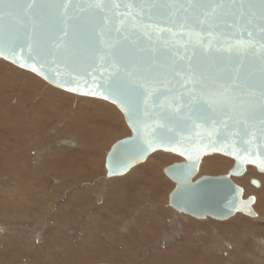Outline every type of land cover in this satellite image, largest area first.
Wrapping results in <instances>:
<instances>
[{
	"label": "water",
	"instance_id": "95a60500",
	"mask_svg": "<svg viewBox=\"0 0 264 264\" xmlns=\"http://www.w3.org/2000/svg\"><path fill=\"white\" fill-rule=\"evenodd\" d=\"M60 2L37 0L39 5ZM242 2L257 7L232 9L209 21L189 7V0H102L101 8L87 7L91 0H73L84 11L69 8L79 22L63 36L58 8L30 10V0H2L0 59L63 90L119 108L131 136L111 147L108 178L125 175L157 151L170 152L185 160L165 170L176 185L170 196L174 210L219 221L237 213L255 217L256 198L244 199L243 188L232 180L248 165L264 173V124L258 117L264 78L260 0ZM34 15L40 16L39 47L30 50ZM60 39L65 47L49 55L52 42ZM238 42L251 46L241 50ZM133 70L147 74L154 88L146 105L131 88L114 89L116 76L127 80L126 72ZM224 89L235 97L230 104L217 103ZM249 110L256 118H241ZM211 154L234 159V168L228 175L193 182L201 160ZM251 183L259 187L258 181Z\"/></svg>",
	"mask_w": 264,
	"mask_h": 264
},
{
	"label": "rangeland",
	"instance_id": "374dc122",
	"mask_svg": "<svg viewBox=\"0 0 264 264\" xmlns=\"http://www.w3.org/2000/svg\"><path fill=\"white\" fill-rule=\"evenodd\" d=\"M2 71L1 68L0 74ZM37 79L45 81L40 76ZM45 82L46 85H50L47 81ZM8 90V87L6 89L1 87L0 96L7 95ZM40 91L45 92L44 90ZM10 92L8 94L11 95ZM71 94L79 98L85 97ZM25 95L28 94L23 95V100L25 99L24 101L29 103H26V106L30 108V111L26 122L24 120L23 122L26 127L28 126L29 132L26 131L27 137L19 147H21L20 154L23 155V159L21 158L20 161L26 163L25 175L29 179L26 182H30V185L25 189L15 188L14 182L9 180L5 174L3 175L4 171L0 173V226L2 228L0 239L3 233L12 238L11 241L0 242V264H142L143 262L144 264H166L167 254L173 256V264H230V256H236V260L232 264H264V244L249 235L245 237L250 228L245 227L246 221H242L243 227H241L239 224H230V218L219 221L208 217L204 218L205 222H203L202 219L184 214L189 221L181 219L180 221H183L180 224L181 229H178L179 233L174 236L170 235L176 229L174 225L172 226L173 222L182 217L171 210L173 208L170 206V196L176 185L167 179L165 170L169 166L183 162L182 157L168 152L165 154L173 158L171 161H164L160 157H158L159 159L152 158L155 163L162 165L161 171L165 169L164 172H160L159 180L166 182H160V186H163H159V191L157 188L153 189L155 194H152L151 184L148 183L153 177L147 176V171L143 166L144 162L132 171V177H137L136 181L133 179L121 184L122 176L108 178L106 158L116 142L131 136V130L125 117H121L122 123L118 120L113 123H108L105 120L101 122V118L98 116L99 108L83 106L77 101L68 99L57 100V102L54 100L56 105L49 103L51 105H46L45 111L39 107V112L37 110L39 115H37L34 107L41 105L42 102L39 103L37 100V104L31 103L30 95L27 98ZM17 96L20 98L19 95ZM17 104L15 113L20 114L21 117L26 108H22L19 102ZM6 105L7 102L3 104L2 110H9ZM25 113L27 114V112ZM119 113L121 114L120 110L117 116ZM17 119L21 118L17 117ZM80 122L83 124L81 125ZM23 128L20 129L23 130ZM94 128L99 130L94 131ZM102 132L112 133L113 137H111L112 135L106 136ZM93 133L95 135H92ZM63 137L79 140L82 145L81 149L74 151L63 146H61L63 149H60L61 147L58 149L56 145ZM83 148L97 151L98 153H92V159L97 156L99 164L96 168L83 172L85 176L80 181L77 179L81 174H78V165L87 166L86 159L91 158L88 151L84 156L83 154L77 156ZM153 155L154 153L146 161ZM211 155H216L214 158H217L218 161L221 159L229 161L231 165L227 166L225 170L228 172H222V174L201 171V175L195 176L193 182L204 176L229 174L230 169L234 166V159L221 154ZM5 167L2 161L0 168L4 169ZM246 168L248 169L246 175L248 181L251 179L258 181L257 178H261L259 176L264 174L253 165H248ZM21 177L22 175L17 176L18 183L21 182ZM110 180H112L111 184ZM153 182L158 185L154 179ZM70 183L72 185H68ZM237 185L239 184L237 183ZM250 186L255 191L261 190L252 184ZM146 187L148 188L146 189ZM14 188L15 190H13ZM75 190H80V192L74 196L72 192ZM85 194L87 195L85 196ZM256 195L257 193H254L251 196L256 197ZM255 203L258 204V212H256L258 218H253L256 229L255 237L262 238L264 237V196H257ZM244 217L250 219L249 216ZM202 224H206L207 232L203 229L204 227L199 226ZM219 224L222 225L217 226ZM233 228H235L234 233L229 232ZM146 232L153 234V238L146 240L143 237ZM197 233H201L200 236H195ZM231 234L233 240L238 236V241L242 239L241 235H244L245 240L242 241L244 243L247 241L248 244L244 246L247 251L240 248L241 251H239L236 244L226 248L229 253L223 250L224 245L221 244L220 238L231 243L233 241ZM203 238L212 244L217 241L218 245L222 246L216 247L210 244V248L203 252V250H199L200 241ZM249 243H252L254 247H250ZM250 248L253 249L250 250ZM65 250L67 251L65 252ZM184 250L187 252H183ZM236 251L244 256L240 258ZM151 254L160 257L156 260L149 259L148 256ZM64 258H68L69 261L67 259V262L64 263ZM194 260L196 261L194 262ZM221 260L222 262L218 263Z\"/></svg>",
	"mask_w": 264,
	"mask_h": 264
},
{
	"label": "bare ground",
	"instance_id": "6f19581e",
	"mask_svg": "<svg viewBox=\"0 0 264 264\" xmlns=\"http://www.w3.org/2000/svg\"><path fill=\"white\" fill-rule=\"evenodd\" d=\"M2 68V73L0 74V88L2 87V88H5L6 89V87H8L9 88V90H8V92H10V93H12L11 95L10 94H8V92H7V95H2V93H1V95L3 96V97H1L0 96V163L3 161V163H4V165L6 166L4 169L3 168H0V173L1 172H3V175L5 174L8 178H9V180L11 179L13 182H14V184H15V188L16 187H22V188H28L27 186H29L30 185V182H26V181H29V179L26 177V175H25V171H26V163L24 162V163H22V161H20V159L23 157V155L22 154H20L21 152V147H19V145L22 143V141L24 142V139L27 137V133H26V131L27 132H29L28 131V126L26 127L25 125H24V122H23V120L26 122V119L28 118L27 116L29 115V111H30V108H27V106H26V103H28V102H26V101H24L23 100V95L24 94H28V95H30V97L29 98H31V99H29V100H32V102L31 103H33V102H35L36 104L38 103L37 102V100L39 101V103L40 102H42V104L41 105H36L35 107H37V109H35V107H34V110H35V114H37L38 112H39V107H41V108H43V110L45 109V106L47 105H51V104H53L54 103V105H56L55 104V102H57V100H60V101H62V100H65V99H68L69 101L70 100H72V101H77L79 104H81V105H85V106H88V107H90V108H93V107H97V108H99V110H100V114L98 115L99 116V118H101V122H103L102 120H105L106 122H108V123H113V122H115L116 120H118V122L120 121V123H122V121L120 120L121 119V117H124L123 116V113L121 112V114H120V116H119V114H118V116H117V113L119 112V109H118V107L115 105V104H113V103H111V102H108V101H105V100H102V99H99V98H93V97H81V98H79V97H76V96H74V95H72L71 93H67L66 91H64L63 89H60V88H56L54 85H52V84H50V85H46V82L45 81H43V80H39V79H37V77L39 78V76H37L35 73H33V72H31V71H28V70H25V69H23V68H21V67H19V66H17V65H15V64H13L12 62H10V61H7V60H5V59H0V69ZM8 71V72H7ZM40 90H44L45 92L43 93V91L41 92ZM6 91V90H5ZM17 95H19L20 96V98L17 96ZM27 95V96H28ZM42 95V96H41ZM26 96V95H25ZM27 96H26V98H27ZM32 96V97H31ZM15 97H18L17 99H19L18 101H16L17 99H15ZM28 100V101H29ZM54 100H55V102H54ZM9 101H11V102H9ZM5 102H7V105H8V107H9V110H2V106H3V104L5 103ZM17 102H19V105L22 107V108H26L25 109V111L23 112V114H22V116L20 117V114H17V113H15V107H16V105H18L17 104ZM30 102V101H29ZM68 102V101H67ZM49 103H51V104H49ZM29 104V103H28ZM27 104V105H28ZM6 105V106H7ZM46 106V107H47ZM31 107V106H30ZM21 108V109H22ZM40 108V109H41ZM17 109H19V108H17ZM28 109V110H27ZM32 111H33V107H32V109H31ZM37 110H38V112H37ZM42 110V109H41ZM42 110V111H43ZM46 110V109H45ZM44 110V111H45ZM116 110H117V112H116ZM13 111V112H12ZM98 111V110H97ZM17 112V111H16ZM25 112H27V114L25 113ZM41 112V111H40ZM19 113H20V111H19ZM24 114H26V115H24ZM32 115V114H31ZM30 115V116H31ZM37 115H39V114H37ZM35 116V115H34ZM17 117H19V118H21V119H17ZM26 117V118H25ZM32 117V116H31ZM36 118V117H35ZM19 120H20V123H19ZM31 120V119H30ZM35 120V119H34ZM33 120V121H34ZM104 121V122H105ZM81 123V122H80ZM20 124H21V126H20ZM26 124V123H25ZM83 123H81V125H82ZM27 125V124H26ZM30 125V124H29ZM37 125V124H36ZM21 127H24L23 128V130H21L20 128ZM95 130L94 131H98L99 129L98 128H94ZM98 129V130H97ZM29 130H30V128H29ZM93 131V130H92ZM91 132V131H90ZM100 133H101V130L99 131ZM98 133V132H97ZM99 133V134H100ZM102 133H104L106 136H111V137H113V134L111 133H107V132H102ZM119 133V132H118ZM118 133L116 134L117 136H118ZM95 134H96V132H95ZM94 133L92 134V135H95ZM125 134V133H124ZM124 134H122V135H124ZM98 135V134H97ZM115 135V134H114ZM122 135H120V136H122ZM106 136H104V137H106ZM116 136V137H117ZM57 138H59V137H57ZM57 138H56V140H57ZM104 139V138H103ZM109 139V138H108ZM17 143H18V145H17ZM24 144V143H23ZM105 144V143H104ZM52 145V144H51ZM101 145V144H100ZM106 145V144H105ZM105 145H103V146H105ZM31 146V145H30ZM57 147H58V149L61 147V146H63V147H69V148H71L72 150H74V151H76V150H79V149H81V147H82V145H81V142L79 141V140H77V139H73V138H69V137H67V138H64L63 137V139H60L59 141H58V143H57V145H56ZM100 147V146H99ZM50 148H52V147H50ZM56 148V147H55ZM54 149V148H53ZM60 149H63L62 147L60 148ZM27 150V149H26ZM86 151H88V153H90L91 155V158H87L86 159V161H87V166H84V165H78L79 167H78V174L79 173H81L80 174V177L79 178H77L78 180H80L81 181V179H83L84 178V176H85V174H83V172H86V170L87 169H93V168H96V166H98V164H99V158L96 156L94 159H92L93 157V154H95V153H98L97 151H95V150H89L88 148H83L80 152H78V153H76V154H78L77 156H82V154H83V156L87 153ZM49 152V151H48ZM86 152V153H85ZM100 152V151H99ZM46 153V152H45ZM50 153V152H49ZM93 153V154H92ZM165 153H167L168 154V152H164V151H162V150H160V151H157V152H155L154 153V155L151 157V159H149L148 161H145L144 163H143V166H144V168L146 169V171H147V176L148 177H153L151 180H149V182L148 183H150L151 185H150V188L153 190H155V188H157L158 189V191L160 190L159 188L161 187V186H163V185H161L160 186V182H162V181H164V180H159V175H160V172H164V170L165 169H163L162 171H161V164H157V163H155L154 162V160H152V158L153 157H160V158H162V159H164V161L166 160V161H171L173 158L172 157H169V155L167 156V154H165ZM28 154V153H27ZM52 154V153H51ZM50 155V154H49ZM214 156H216V155H207V156H204V158L201 160V163H200V165H199V169H198V173H197V175L196 176H200L201 175V171H203V172H205V173H209V172H211V173H217V172H220V173H222V172H226L225 170H226V168H227V166H229V165H231V163L228 161H224L223 159H221V161H218V160H216L217 158H214ZM175 158V157H174ZM23 159V158H22ZM25 159V158H24ZM159 159V158H158ZM178 159V158H177ZM176 159V160H177ZM26 160V159H25ZM80 160V159H79ZM157 160V159H156ZM27 161V160H26ZM185 160L183 159V162H184ZM159 162V161H158ZM161 162V161H160ZM22 163V164H21ZM77 163V162H76ZM84 163V162H83ZM82 163V164H83ZM166 163V162H165ZM86 164V163H85ZM142 164V163H141ZM2 165V164H1ZM234 166H235V160H234ZM234 166H232V168L230 169V171L234 168ZM249 166H252V165H249ZM3 167V166H2ZM71 167V166H70ZM137 167V166H136ZM136 167H134V168H132L128 173H126L125 175H123L121 178H120V183L121 184H125L126 182H130V181H132L133 179H135L134 181H136L137 180V177H132V171L134 170V169H136ZM27 168H28V166H27ZM76 168H77V166H76ZM29 169V168H28ZM76 171V170H75ZM229 171V172H230ZM247 171H248V169L246 168V171H245V173L242 175V176H238V177H233V178H237V179H233L232 178V180H233V182H235V184H239V185H241L240 187L241 188H243V190H244V196H243V198L244 199H246V198H248V197H252L251 195L252 194H254V193H257V195H256V197L257 196H261V197H263L264 196V174H263V176H259V177H261V178H263V179H261V178H257V179H259L258 180V183H259V187H257L258 189L260 188L261 190H257V191H255V189H253L251 186H250V184H252L251 182L253 181L252 179L251 180H247V178H246V175H247ZM28 172V171H27ZM228 172V171H227ZM226 172V173H227ZM92 173V172H91ZM27 174V173H26ZM162 174V173H161ZM223 174V173H222ZM2 175V174H1ZM18 175H22V177H21V182L20 183H18V178H17V176ZM134 175V174H133ZM219 175H221V174H219ZM146 176V175H145ZM166 177H167V179H169L168 178V176L167 175H165ZM224 176V175H223ZM163 177V176H162ZM165 177V178H166ZM141 178H143V177H141ZM3 179V178H2ZM139 179V178H138ZM150 179V178H149ZM153 179H154V181H157V184L158 185H155L154 184V182H153ZM155 179H157V180H155ZM166 179V180H167ZM30 180H32V179H30ZM170 180V179H169ZM6 181V180H5ZM257 181V180H256ZM166 181H164V183H165ZM108 183V182H107ZM112 183V180H110V184ZM163 183V182H162ZM250 183V184H249ZM13 184V185H14ZM18 184V185H17ZM66 185H67V183H66ZM68 185H72V183H70V184H68ZM134 185V184H133ZM148 185V184H147ZM238 185V186H239ZM123 186V185H122ZM160 186V187H159ZM254 186V185H253ZM256 187V186H255ZM15 188L13 189V190H15ZM148 187H146V189H147ZM149 188V189H150ZM176 188V187H175ZM174 188V189H175ZM2 189V188H1ZM141 189V188H140ZM145 188H144V190H146ZM150 189V190H151ZM172 189V188H171ZM123 190V189H122ZM154 190L152 191L153 193L152 194H155L154 193ZM157 191V190H156ZM169 191V190H168ZM171 191V190H170ZM78 192H80V190H75L74 192H72V194L74 195V194H76V193H78ZM161 192V191H160ZM173 192V191H172ZM171 192V193H172ZM165 193V192H164ZM159 194V193H158ZM166 194V193H165ZM87 194H85V196H86ZM75 196V195H74ZM154 196V195H153ZM255 197V196H254ZM255 197V198H256ZM138 198H139V196H138ZM6 201V200H5ZM4 201V202H5ZM1 202V201H0ZM9 202V201H8ZM123 203V202H122ZM7 204V203H6ZM257 205L258 204H254L253 205V210H254V212H255V214H256V212H258L257 210ZM27 207V206H26ZM113 209V208H112ZM172 211H174L176 214H178V215H180L182 218H177V220L176 221H174L173 222V224H172V226L174 225L175 227H176V229L174 230V232L173 233H171L170 235L171 236H174L176 233H179L178 232V229H181V226H180V224H182V221H180L181 219H184L186 222H188L189 221V219L183 214V213H179V212H177L176 210H174V209H171ZM170 210V211H171ZM174 212H173V214H174ZM108 213H109V211H108ZM112 214H113V211H112ZM110 216H111V214H110ZM243 216V217H242ZM244 216H246V215H244V214H242V213H237L236 215H234L233 216V218L231 217L230 218V224H233V223H235V224H239L241 227H243V224H242V221H246V224H245V227H250L249 228V230H247V234H246V236L245 237H248L247 235H249V237H253L254 239L256 238L258 241H260L261 243H263L264 244V237H262V238H257V237H255V231H256V229H255V227H254V219H256V218H258V215L256 214V216L255 217H251V216H249L250 217V219L247 217V218H245ZM175 218V217H174ZM254 218V219H253ZM173 219V218H172ZM175 220V219H174ZM204 219H202V221H203ZM133 222V221H132ZM185 222V223H186ZM192 222V221H191ZM203 222H205V220L203 221ZM170 223H171V221H170ZM130 225H131V223H130ZM133 225H134V223H133ZM192 226L194 225V223L193 224H191ZM222 225V224H221ZM220 224L219 225H217V226H221ZM200 227H204L203 229L207 232V230L205 229L206 228V224H202V226L201 225H199ZM18 227V226H17ZM222 227H225V226H222ZM226 228V227H225ZM1 230H2V228H1V226H0V234H1ZM201 231V230H200ZM234 231H235V228H233V229H230V231L229 232H233L234 233ZM201 232H203V231H201ZM38 233V232H37ZM36 233V234H37ZM200 234L201 233H197L195 236H200ZM39 235H40V233H39ZM39 235H37V237H40ZM193 235V234H192ZM241 235V234H240ZM187 236V235H186ZM188 236H191V235H188ZM237 236V235H236ZM244 235H241V240H237L238 239V236H237V239H232L233 238V236H232V234H231V240H233V241H231V243H227L226 241H224L222 238H220L221 240H220V242H221V244L222 245H224L223 246V250L225 251V252H228L227 250H226V248L228 249L230 246H233V244L235 245L236 244V246H237V248H238V250H239V248L241 249V250H244V251H247V248L246 247H244V246H246L248 243H247V241H246V243H244V241H242L243 239H244V237H243ZM146 240L147 239H149V238H153V234H149L148 232H146L145 233V235L143 236ZM240 238V237H239ZM11 237H10V235H8V234H2V237H1V239H0V242L2 243V242H8L9 240L11 241ZM237 240V241H236ZM245 240V239H244ZM230 241V240H229ZM200 243H201V247H199V250H203V252L205 251V250H208V248H210V244H212V243H210V241H206V240H204V238L203 239H201V241H200ZM63 244H64V240H63ZM66 244V243H65ZM219 243L216 241L215 243H213L212 245L213 246H216V247H218V246H222V245H218ZM249 245H250V247H254L253 246V244L252 243H249ZM261 247V246H260ZM71 248H74L73 246H71ZM256 248V247H255ZM231 249V248H230ZM253 248H250V250H252ZM219 250H220V247H219ZM241 250H239V251H241ZM67 250H65V252H66ZM239 251H236L237 252V254L240 256V258H242L241 256H244L242 253L240 254L239 253ZM262 251V250H261ZM183 252H187V250H184ZM229 253V252H228ZM229 255H231V254H229ZM149 257V259H157L158 257H160V256H158V255H156V254H151L150 256H148ZM166 257L168 258V260H167V263L166 264H173V256L171 255V254H167L166 255ZM238 257V256H237ZM45 258V257H44ZM68 258H69V256H68ZM67 258V259H68ZM200 258V260L201 261H203L202 259H201V257H199ZM230 258V264H232V263H234L235 262V260H236V256H230L229 257ZM239 258V257H238ZM67 259H65L64 258V260H63V262L65 263V262H67L66 260ZM73 259V258H72ZM68 261H69V259H68ZM78 261V260H77ZM196 260H194V262H195ZM148 262H151V261H148ZM222 262V260L221 261H219L218 263H221ZM142 263V262H141ZM24 264V263H23ZM28 264V263H27ZM37 264V263H36ZM142 264H144V262L142 263Z\"/></svg>",
	"mask_w": 264,
	"mask_h": 264
},
{
	"label": "snow or ice",
	"instance_id": "6c2138e0",
	"mask_svg": "<svg viewBox=\"0 0 264 264\" xmlns=\"http://www.w3.org/2000/svg\"><path fill=\"white\" fill-rule=\"evenodd\" d=\"M2 2V0H0ZM104 6L102 4V0H91V3L87 6L90 8H101ZM164 7H170L171 5H163ZM5 8H10L11 5H4ZM30 10H38L41 8H58L60 10V14L58 17L59 23L61 25L60 31L63 36H67L69 33V29L72 28L74 23H78V17L72 16L69 14V8L74 7L79 9L80 11H84V7L79 4H73V0H61L60 3L55 5H39L37 4V0H30V3L27 5ZM189 7L198 9L205 17V19L209 21H214L221 15L227 14L232 9L242 10L246 8H256L257 6L254 4H244L242 0H208V2H199V0H189ZM239 15L245 21H247V16L244 11H240ZM258 15L260 20V33L262 38H264V0H260V4L258 6ZM32 27H31V35L30 40L28 42V47L31 50L33 47H39V42L37 40V31L40 27V16L34 15L32 18ZM249 36L252 35L251 32L248 33ZM27 42V41H26ZM240 49L244 50L251 46V42H238ZM65 47V42L60 39L58 41H53L51 47L49 49V55H55L58 53L60 49ZM39 55L40 53L37 52ZM195 71V70H193ZM127 80H123L119 75L116 76L114 80V89L120 90L121 88H131V90L140 97L141 101L146 105L149 98L151 97L154 88L149 83V77L145 73L137 74L134 70L126 72ZM143 81V82H140ZM220 99L217 103L225 104L232 103L235 97L232 95L229 89H224L223 91L218 93ZM259 105V113L258 117L261 124H264V78H262L260 82V95L258 99ZM255 110H249L247 112H243L241 118L247 117L249 119L256 118Z\"/></svg>",
	"mask_w": 264,
	"mask_h": 264
}]
</instances>
